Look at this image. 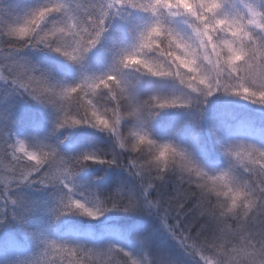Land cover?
Returning a JSON list of instances; mask_svg holds the SVG:
<instances>
[{
    "label": "snow or ice",
    "instance_id": "obj_1",
    "mask_svg": "<svg viewBox=\"0 0 264 264\" xmlns=\"http://www.w3.org/2000/svg\"><path fill=\"white\" fill-rule=\"evenodd\" d=\"M140 10L151 17L131 50L118 54L115 70L102 76H84L74 85L50 83L21 65L0 71L11 83L42 104L58 108L57 128L81 125L110 133L127 154L126 166L148 188L175 170V194L144 207L157 209L163 226L180 248L197 264H264V147L239 143L224 147L225 155L244 175L230 171L209 174L171 143L158 144L143 124L159 110L202 106L217 92L264 105V0H80L71 6L50 0L10 23L6 35L17 44L42 46L81 63L95 48L112 16ZM60 17L49 24V17ZM184 17L191 29L185 36L169 26ZM139 74L154 91L141 99L119 73ZM177 82L182 95L162 87ZM135 118L141 125L127 133L121 122ZM0 226L17 220L18 201L9 196L22 182L63 184L58 214L77 212L97 218L111 208L129 211L141 205L119 194L90 205L74 198L69 181L87 162L120 166L116 157L95 153L65 159L51 145L32 150L24 140L0 131ZM47 148V150H45ZM171 221V222H169ZM31 235L26 222L18 221ZM38 238V237H37ZM41 246L23 259H0V264H151L112 245L87 247L43 239ZM169 264H175L170 261Z\"/></svg>",
    "mask_w": 264,
    "mask_h": 264
},
{
    "label": "trees",
    "instance_id": "obj_2",
    "mask_svg": "<svg viewBox=\"0 0 264 264\" xmlns=\"http://www.w3.org/2000/svg\"><path fill=\"white\" fill-rule=\"evenodd\" d=\"M50 0H0V64L1 70L25 66L33 74L46 78L52 84L74 85L84 76H102L115 70L118 54L131 50L136 43L139 31L146 26L151 17L140 10H129L130 15L112 16L106 21V31L81 63L42 46L17 44L6 35L7 26L22 20L30 11L49 3ZM71 6L80 0H60ZM116 17V19H114ZM60 17H49V24ZM186 19L184 17L180 18ZM169 21L182 35H191L188 24ZM133 85V92L141 99H147L154 90L148 87L149 81L139 74L124 70L119 73ZM9 85L0 90V131H6L13 140H24L32 150L42 146L55 147L65 159L95 153L102 158H118L120 166L85 163L69 181L73 196L85 200L90 205L123 194L131 196L140 207L124 211L111 208L103 213V221H96L77 212L57 213L61 197L67 189L63 184L22 182L13 186L9 196L17 200L14 207L17 220L7 219L0 226V259L15 260L29 257L39 250L43 239L59 243L83 244L87 247L112 245L117 248L131 247L143 262L145 257L151 264H197V257H189L163 226L157 209L144 207L148 200L155 202L175 194L179 174L170 170L164 179L155 181L145 194L146 182L136 176L127 166V154L118 147L115 138L108 132L86 125L74 128H57L60 115L53 104H42L32 99L26 92ZM162 87L166 93L182 95L183 90L177 82H167ZM248 106H246V105ZM141 125L135 118L121 122V131L127 133ZM144 130L158 144L171 143L184 151L194 163L208 172L216 174L230 171L237 178L244 173L239 166L225 155L224 147L236 142L264 145V105L252 104L240 97L217 92L208 97L206 103L197 107L159 110L143 124ZM258 130L260 135H252ZM2 140V136H0ZM47 150V148H45ZM2 204V200H0ZM26 222L31 235L21 223ZM171 222V221H169ZM38 237V238H37ZM14 243V247L11 246Z\"/></svg>",
    "mask_w": 264,
    "mask_h": 264
},
{
    "label": "rangeland",
    "instance_id": "obj_3",
    "mask_svg": "<svg viewBox=\"0 0 264 264\" xmlns=\"http://www.w3.org/2000/svg\"><path fill=\"white\" fill-rule=\"evenodd\" d=\"M117 18L118 19H120L121 20V17L120 16H117ZM180 18L181 17H178V21H180ZM114 19H116V17H114ZM180 22H182V23H185V24H188L187 23V21H186V19H181V21ZM98 49V47H95L94 48V51H98L97 50ZM6 64V61H4L3 59H2V61H1V58H0V64ZM1 66V65H0ZM0 71H2V72H4V73H6V71H4V70H1V67H0ZM9 85L10 83H9V80H7V81H5V80H0V90L1 89H3V88H5V86L6 85ZM11 87L12 88H14V89H16V88H18L17 86H15V85H13V84H11ZM244 105H246V104H244ZM246 106H248V105H246ZM252 135H260V132L258 131V130H254V132L252 133ZM262 138V140H261V142H263L264 143V138L263 137H261ZM239 143H248V142H236L235 144H239ZM234 144V145H235ZM259 147H262V146H259ZM263 147H264V145H263ZM74 198H78V197H74ZM78 199H80V198H78ZM93 219V218H92ZM94 220H96V221H103L104 219L102 218V216H99V217H97V218H95ZM15 245H14V243H13V245L11 246V248H13ZM124 251H127V252H130L131 254H132V256H134L136 259H138V260H140V257L138 256V254L135 252V250L133 249V248H131V247H124V248H122ZM189 257H192L191 255H188V258ZM141 261V260H140ZM142 262V261H141ZM186 264H193V263H190V262H188V263H186Z\"/></svg>",
    "mask_w": 264,
    "mask_h": 264
}]
</instances>
